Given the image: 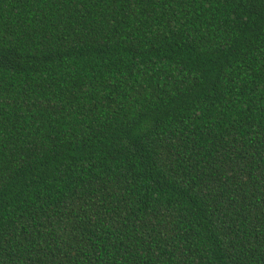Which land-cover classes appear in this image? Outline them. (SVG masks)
Wrapping results in <instances>:
<instances>
[{"label":"trees","instance_id":"1","mask_svg":"<svg viewBox=\"0 0 264 264\" xmlns=\"http://www.w3.org/2000/svg\"><path fill=\"white\" fill-rule=\"evenodd\" d=\"M0 264H264V0H0Z\"/></svg>","mask_w":264,"mask_h":264}]
</instances>
